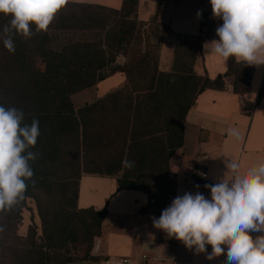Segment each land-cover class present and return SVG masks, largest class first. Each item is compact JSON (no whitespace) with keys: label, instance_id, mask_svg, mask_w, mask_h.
<instances>
[{"label":"trees","instance_id":"16d2710c","mask_svg":"<svg viewBox=\"0 0 264 264\" xmlns=\"http://www.w3.org/2000/svg\"><path fill=\"white\" fill-rule=\"evenodd\" d=\"M138 2L123 0L117 9L68 1L47 31L32 25L25 39L13 30L14 53L0 36V105L23 111L24 123L38 119L40 128L24 198L0 208V264L98 259L91 250L107 209L79 206L83 174L112 176L119 190L145 192L149 202L142 211L161 214L175 194L170 160L185 142L187 115L199 94L223 89L227 76H234L235 92H249L255 66L234 57L215 78L196 73L203 42L219 39L215 30L223 21L213 18L212 8L202 12L198 34H176L172 69L162 71L163 40L173 31L157 14L139 20ZM10 21L0 13V33ZM117 72L126 77L123 86L76 108V93L96 90ZM263 97L264 80L258 102ZM126 159L131 168L123 166ZM28 198L36 200L41 227L33 223L21 235Z\"/></svg>","mask_w":264,"mask_h":264},{"label":"crops","instance_id":"0c3cea01","mask_svg":"<svg viewBox=\"0 0 264 264\" xmlns=\"http://www.w3.org/2000/svg\"><path fill=\"white\" fill-rule=\"evenodd\" d=\"M101 4L121 8L123 0H68ZM210 0H139L136 12L139 20L149 22L157 14L158 20L168 23L172 33L165 35L161 50L160 68L170 71L174 61L176 34L196 35L200 30L201 15L208 10ZM207 39L203 42L211 41ZM124 55L118 57L119 62ZM249 92L234 91V76L225 78L223 89H207L199 94L196 104L187 115L184 144L172 155L171 171L176 177L177 196L200 192L211 199L206 185H214L228 171L227 163L235 162L239 172L264 162V97L258 102L264 80V65H254ZM228 69V59L213 54H204L195 64L198 75L215 78ZM126 83L123 73L117 72L98 84L95 98H102ZM243 95V98H240ZM95 99V100H96ZM231 130V131H230ZM208 173L207 178L201 175ZM231 178V173H229ZM198 186V187H197ZM148 195L140 190L118 189L115 177L85 173L80 180L79 206L107 209L101 235L95 238L91 255L98 259L81 260L69 264H122L121 257L131 259L127 264H139L143 255L149 256L148 264H225V255L208 260L211 253H197L188 249L183 242L168 237L154 227L153 218L161 214L143 212L148 205ZM166 207V208H167ZM264 233L253 232L255 238Z\"/></svg>","mask_w":264,"mask_h":264},{"label":"clouds","instance_id":"9594fccd","mask_svg":"<svg viewBox=\"0 0 264 264\" xmlns=\"http://www.w3.org/2000/svg\"><path fill=\"white\" fill-rule=\"evenodd\" d=\"M68 0H0V13L11 16L0 36L11 53L15 52L13 30L25 39L47 31L56 14ZM213 18L222 20L216 36L203 44L204 54H213L237 63L264 65V0H210ZM201 15L200 12L197 13ZM24 113L0 105V208L12 207L24 198L27 181L32 180V161L37 153L30 149L40 135L39 121L24 123ZM231 131V130H230ZM123 166L131 168L127 159ZM220 182L206 185L211 199L200 192L177 196L153 225L168 237L184 243L197 253H211L208 260L225 255V264H264V162L239 172L235 162ZM231 173V178H229ZM35 183V181H33ZM198 187V186H197Z\"/></svg>","mask_w":264,"mask_h":264},{"label":"rangeland","instance_id":"374dc122","mask_svg":"<svg viewBox=\"0 0 264 264\" xmlns=\"http://www.w3.org/2000/svg\"><path fill=\"white\" fill-rule=\"evenodd\" d=\"M211 8H212V6L210 3L208 11L211 10ZM95 95H96V92L93 89H87V90L81 91L79 93H76L73 96V100L76 104V108H79L85 102H90V101L95 100L96 99ZM22 216H23V220H22V223L19 227V234L26 235L28 230H29V227L33 223L36 224L40 230L41 219H40V216L38 214L37 203H36L35 198H28L27 205L23 210ZM80 253L84 254L83 248H81Z\"/></svg>","mask_w":264,"mask_h":264},{"label":"built area","instance_id":"2783aa9c","mask_svg":"<svg viewBox=\"0 0 264 264\" xmlns=\"http://www.w3.org/2000/svg\"><path fill=\"white\" fill-rule=\"evenodd\" d=\"M240 98H243V95H240ZM203 178H207L208 177V173H203L201 175ZM148 260H149V256L147 254H143L139 259H138V263L139 264H148ZM119 262H121L122 264H127L131 262V259H129L128 257H121L118 259Z\"/></svg>","mask_w":264,"mask_h":264}]
</instances>
